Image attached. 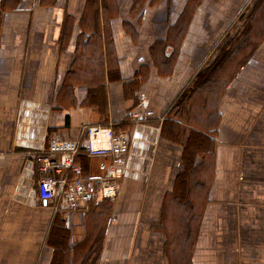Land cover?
<instances>
[{"label":"crops","instance_id":"crops-1","mask_svg":"<svg viewBox=\"0 0 264 264\" xmlns=\"http://www.w3.org/2000/svg\"><path fill=\"white\" fill-rule=\"evenodd\" d=\"M87 2L0 0V264H184L167 201L193 133L212 180L187 264H264V1L118 0L96 29ZM87 40L97 74L78 58ZM97 123L131 142L106 221L93 216L109 157L80 154L93 198L72 209L40 199L33 158L51 135L84 145Z\"/></svg>","mask_w":264,"mask_h":264},{"label":"built area","instance_id":"built-area-1","mask_svg":"<svg viewBox=\"0 0 264 264\" xmlns=\"http://www.w3.org/2000/svg\"><path fill=\"white\" fill-rule=\"evenodd\" d=\"M151 115L152 111L145 112ZM135 119L141 118L139 110L132 112ZM87 143L80 139H70L56 135L49 136L46 146L35 153L38 165V194L43 201L57 202L65 199L67 208H77L92 200L93 192L82 174L77 156H106L110 158L107 172L97 179L100 194L114 200L118 194L119 180L126 171L131 142L127 132L115 131L111 125H84Z\"/></svg>","mask_w":264,"mask_h":264},{"label":"trees","instance_id":"trees-1","mask_svg":"<svg viewBox=\"0 0 264 264\" xmlns=\"http://www.w3.org/2000/svg\"><path fill=\"white\" fill-rule=\"evenodd\" d=\"M112 6L114 10H118V0H88L86 11L95 13V15H91L87 20L93 22L92 29L98 27L100 21V16L97 15L98 12L105 13L111 11ZM105 16H107V14ZM86 18L87 17H85V19ZM256 21H259L260 24L264 23V6ZM179 27L182 32L184 29L181 28V24H177L175 29ZM245 41L246 42L242 44V47L244 45L248 46L251 43L250 39L246 38ZM86 45L84 51L79 50L78 58L82 60L84 59V71L90 70L94 74H97V67L101 61V58L98 55V49L97 47L92 46V43L89 40L86 41ZM213 91L214 87H207L206 89L203 88L202 92L199 93L200 105L196 117L200 121L204 120L203 114L205 106L209 104L208 97L211 96ZM186 96H190V93H187ZM198 125L202 127L203 124L199 123ZM207 145L208 142L204 141L203 135L200 133H193L190 142H188L186 147L188 158L184 164L183 171L180 173L176 181L174 189L171 190L170 199L167 201L168 203L180 205L178 215V245L176 246L175 243H173L177 247L176 250H178L180 256L183 254L181 256V262L184 264H187L189 261L191 262L192 246L196 237L197 222H199L197 220L201 219L203 216V209L200 212L197 211L198 204L203 208L208 202V185L212 180L211 175L208 174V171H210L208 167L209 164L207 161L201 160V154L198 156V161L193 160L196 156V152L201 151V149L207 147ZM80 156L81 155L77 156L76 161L82 166ZM98 197H100L101 202H103L105 206L103 209L99 210L97 215H94L93 218L104 219V221H106L111 211V204L109 203H111L112 200L104 198L101 194ZM174 256L177 257V254L174 253Z\"/></svg>","mask_w":264,"mask_h":264},{"label":"rangeland","instance_id":"rangeland-1","mask_svg":"<svg viewBox=\"0 0 264 264\" xmlns=\"http://www.w3.org/2000/svg\"><path fill=\"white\" fill-rule=\"evenodd\" d=\"M255 14V9L254 7H252L251 9L248 10V14H247V20L249 21H254L253 17ZM189 19L185 17V15H183V18L181 20H179V24H181V28H183L185 31L188 25Z\"/></svg>","mask_w":264,"mask_h":264}]
</instances>
